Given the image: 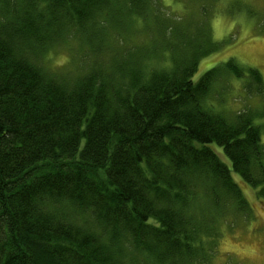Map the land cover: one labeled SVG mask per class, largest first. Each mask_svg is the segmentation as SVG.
Segmentation results:
<instances>
[{"label": "trees", "instance_id": "trees-1", "mask_svg": "<svg viewBox=\"0 0 264 264\" xmlns=\"http://www.w3.org/2000/svg\"><path fill=\"white\" fill-rule=\"evenodd\" d=\"M154 6L0 0V264H208L213 220L250 207L232 171L264 197L254 115L204 105L244 70L230 60L194 82L209 52L182 61L171 50L170 67L148 70L164 54L139 52L128 34ZM156 23L172 42L169 20ZM72 38L87 48L84 72L43 66ZM248 71L249 94L263 96Z\"/></svg>", "mask_w": 264, "mask_h": 264}, {"label": "rangeland", "instance_id": "rangeland-1", "mask_svg": "<svg viewBox=\"0 0 264 264\" xmlns=\"http://www.w3.org/2000/svg\"><path fill=\"white\" fill-rule=\"evenodd\" d=\"M153 1L155 6L148 20L135 17L128 34L139 52L145 51L151 56L157 51L164 54L162 58L158 55L146 58L144 66L148 70L170 67V50L176 59L180 56L182 61L196 59L201 51L209 52L199 60L198 71L193 77V81L198 82L204 73L234 60L246 77L238 80L231 76L215 83L204 105L206 109L230 120L239 113L253 114L264 143V95L249 94L245 84L249 80L248 70L257 71L264 81V0ZM158 20H169L166 33L172 31V42L158 30ZM172 27L174 30H171ZM80 44L72 38L67 44L56 45L42 59L43 66L55 73L67 68L84 72L89 67L85 63L89 64L90 59L87 58V50H84L86 46L81 48ZM77 55L80 59L84 57V66L79 70L76 69L77 64L72 66V60ZM215 150L225 163L229 162L221 148L215 147ZM232 176L250 207L245 214L230 207L226 216L213 220L219 237H216V251L210 256L208 264H264V197L258 196L259 189L247 185L236 172L232 171ZM210 239L204 235L205 241Z\"/></svg>", "mask_w": 264, "mask_h": 264}]
</instances>
